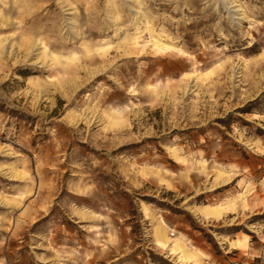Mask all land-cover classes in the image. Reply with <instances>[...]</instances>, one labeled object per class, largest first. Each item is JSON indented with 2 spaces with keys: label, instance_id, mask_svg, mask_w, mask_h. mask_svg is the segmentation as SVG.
Returning <instances> with one entry per match:
<instances>
[{
  "label": "rangeland",
  "instance_id": "374dc122",
  "mask_svg": "<svg viewBox=\"0 0 264 264\" xmlns=\"http://www.w3.org/2000/svg\"><path fill=\"white\" fill-rule=\"evenodd\" d=\"M158 229L264 264V0H0V264H180Z\"/></svg>",
  "mask_w": 264,
  "mask_h": 264
},
{
  "label": "bare ground",
  "instance_id": "6f19581e",
  "mask_svg": "<svg viewBox=\"0 0 264 264\" xmlns=\"http://www.w3.org/2000/svg\"><path fill=\"white\" fill-rule=\"evenodd\" d=\"M153 48L159 52L166 53L168 50L173 49V47L163 41H160L157 38H153L152 43L150 44ZM189 78L194 77L193 75H187ZM158 241L157 245L160 246L164 251L168 252V256L175 259L178 263L184 264L188 262L189 258L187 257V252H189V248L186 247L184 241L181 238H176L173 244H168L164 239H166V234L163 230L158 229L157 232ZM173 236V234H170Z\"/></svg>",
  "mask_w": 264,
  "mask_h": 264
},
{
  "label": "crops",
  "instance_id": "0c3cea01",
  "mask_svg": "<svg viewBox=\"0 0 264 264\" xmlns=\"http://www.w3.org/2000/svg\"><path fill=\"white\" fill-rule=\"evenodd\" d=\"M74 211L77 212V213H79V214H81V218L82 219L101 220L102 218H99V217H105L101 213H97V212H94V211H92L90 209H86V208H79V209L78 208H75ZM95 227H97V228H95ZM93 228L100 229V226L99 225H93ZM164 240L167 241V237ZM184 243H185L186 247L191 250V253H192L190 255L191 260H189L190 262L188 264H193V262H196V261L197 262H202L201 257H200V254L199 253H194L193 250H192V248L189 247V245L186 242H184ZM156 245H157V241H156Z\"/></svg>",
  "mask_w": 264,
  "mask_h": 264
}]
</instances>
